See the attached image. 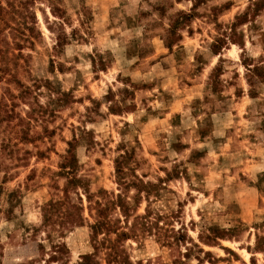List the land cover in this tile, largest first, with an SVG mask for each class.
<instances>
[{"label": "rangeland", "instance_id": "obj_1", "mask_svg": "<svg viewBox=\"0 0 264 264\" xmlns=\"http://www.w3.org/2000/svg\"><path fill=\"white\" fill-rule=\"evenodd\" d=\"M249 4L0 0V264H44L49 236L68 248L52 264H107L104 251L93 252L94 210L81 191L83 226L58 234L41 206L60 194L52 173L72 157L66 170L85 177L94 198L122 193L133 214L145 213L144 194L134 198L117 183L121 154L158 191L149 198L152 217L164 215L166 229L183 226L187 239L169 246L155 231L130 237L110 264H264L254 248L256 235L264 237V6L237 26L242 47L211 49ZM172 25L181 39L167 48ZM20 117L34 141L18 138ZM120 214L112 218L123 225ZM208 227L237 229L208 245L199 238Z\"/></svg>", "mask_w": 264, "mask_h": 264}, {"label": "trees", "instance_id": "obj_2", "mask_svg": "<svg viewBox=\"0 0 264 264\" xmlns=\"http://www.w3.org/2000/svg\"><path fill=\"white\" fill-rule=\"evenodd\" d=\"M196 3L194 2L192 8L194 9ZM264 6V0H250V4L246 9L234 17L232 21L225 29L219 33L216 38L213 39L211 43V49L216 54L221 53L222 48H226L228 43L236 44L242 47L243 37L237 38V26L245 24L251 21V18L255 16ZM192 11V10H191ZM191 17L190 13H183L182 19L185 20ZM176 25H172L169 30V37L166 44L167 48H171L173 43L181 39V35L176 34ZM172 36H175L173 39ZM65 37H58V43H63ZM243 51V50H242ZM243 65L251 73H259L261 68L258 65L253 63H246L243 61ZM252 65L250 68L249 66ZM258 75V74H257ZM210 79L213 82V88L216 86V79L218 80V75L216 74V67H214L210 73ZM250 84V83H249ZM251 86V84H250ZM252 89H249L248 95L251 98L255 97V94L252 93ZM6 115L10 117L9 111H5ZM7 117V118H8ZM27 118L20 117L19 123L21 127L16 134L22 142H32L33 135L30 134L29 129V120ZM28 155L31 153L25 151ZM37 156L42 158L44 153L42 151H37ZM21 159V158H20ZM72 157H68L67 160L63 163H60L59 170L53 172L52 175L55 177H62L64 179L63 186L60 188L56 181L53 179L52 185L53 188L60 192L55 194V197L49 198L41 206L42 217L45 223L56 222L59 227L58 234L62 233L63 230L69 229L71 227L83 226L86 219L83 216V205L80 197V191L84 194L86 201L88 203L87 209L89 213L94 210V220L91 223H88L91 234V243L94 254H97L100 251H104L105 260L107 264H110L114 258L121 256L123 252V242L129 239L130 237H139L145 233H151L155 231V235L158 237V240H162L165 245H178L183 243L187 239L185 228L180 226L178 229L173 227L166 229L169 223L164 221V215L160 213L150 212V195L156 196L158 191L153 188V185L148 182H144L134 173V168L130 167V164L127 160L125 154H121L118 158L114 160L115 173L117 176V183L121 189L125 192H128L131 188L135 190L134 198L141 197L144 194L147 205L145 208V213L141 215L133 214L132 209L133 205L128 203L126 198L122 193H118L113 197V194L109 195L104 192L100 198H94V195L89 193L88 190V180L85 177L78 176L76 174H70L66 169L74 166ZM129 171L132 175V178H128ZM71 193L75 194L76 201L72 199ZM118 209L120 215L123 217V225L119 218H112L113 210ZM133 217L132 221L129 222V218ZM152 218V219H151ZM163 221L160 225V221ZM171 226V224L169 225ZM235 228L231 229H219L214 227H208L206 233L199 236L200 240L208 245L217 244L218 239H230L233 236V233L236 231ZM167 232L169 233L167 235ZM171 234V235H170ZM114 235V237H111ZM57 237L49 236L51 254L49 259L44 260V264H52L54 259H61L59 256L68 254V248L64 241L57 240ZM163 237V238H162ZM255 249L257 251H264V237H255ZM225 250H228L224 248ZM16 264H29V263H16ZM65 264H68L66 262Z\"/></svg>", "mask_w": 264, "mask_h": 264}]
</instances>
